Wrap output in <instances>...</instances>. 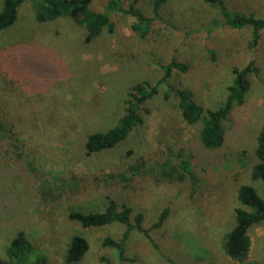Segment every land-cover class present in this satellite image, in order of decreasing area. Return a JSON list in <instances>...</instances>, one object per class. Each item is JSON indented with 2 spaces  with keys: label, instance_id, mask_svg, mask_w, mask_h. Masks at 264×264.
I'll list each match as a JSON object with an SVG mask.
<instances>
[{
  "label": "rangeland",
  "instance_id": "rangeland-1",
  "mask_svg": "<svg viewBox=\"0 0 264 264\" xmlns=\"http://www.w3.org/2000/svg\"><path fill=\"white\" fill-rule=\"evenodd\" d=\"M221 1L228 10L264 18V0ZM105 2L91 0L88 8L103 13ZM137 6L151 15L150 0H140ZM109 20L112 31L103 30L86 44L84 29L74 20L60 17L38 23L26 1L18 7L13 25L0 32L2 120L14 124L12 130L23 139L26 153L39 151L48 158L47 173L37 171L29 177L33 196L22 216L18 190L13 184L8 188L9 171H0V258H6L5 246L21 230L47 264H64L63 250L75 234L88 243L76 264H240L225 255L221 244L233 225L234 209L240 206L238 186L248 183L264 200V188L248 173L264 125V30L256 48L249 51L248 30L215 26L220 24L217 12L200 0H166L145 38L132 31L133 17L110 13ZM172 58L188 67L175 75V81L203 109H213L224 100L233 67L251 59L258 66L243 104L234 106L223 122V146L203 151L200 124L184 123L176 98L172 94L165 98V87L160 86L143 106L141 126L113 149L87 156L86 137L115 124L126 89L136 82L157 81L159 65ZM5 149L0 140V170L6 166ZM184 152H198L188 162L191 180L161 184L157 179L144 185L135 178L123 194L91 188L107 174L131 166L177 168ZM107 195L141 212L144 227L156 222L164 206L159 199L167 198V223L150 232L157 249L133 231L125 243L127 261H119L116 251L102 247L101 240L118 239L121 225L82 228L67 218L69 210L99 208ZM248 235L251 247L243 264H264V221L251 226Z\"/></svg>",
  "mask_w": 264,
  "mask_h": 264
},
{
  "label": "trees",
  "instance_id": "trees-1",
  "mask_svg": "<svg viewBox=\"0 0 264 264\" xmlns=\"http://www.w3.org/2000/svg\"><path fill=\"white\" fill-rule=\"evenodd\" d=\"M26 1L31 4L36 22H51L60 17L72 19L84 29V43L89 44L103 30L112 31L113 24L109 20L110 13L133 17L132 31L139 38H145L153 22L159 18L161 7L166 0H150V16L145 15L138 8L137 5L140 0H106L103 13L89 10L88 6L91 0H1L0 32L13 25L17 18L18 7ZM200 1L217 12L220 24L216 23L215 26L219 25L231 31L248 30L249 39L246 46L249 51L256 48L261 38V32L264 30V18H259L253 13L245 14L228 10L221 0ZM187 68L186 64L172 58L167 63L159 65L161 76L154 83L144 80L130 85L126 89L123 108L115 124L104 131L90 133L83 144L85 154L87 156L96 155L123 143L135 128L142 125L141 112L143 106L145 102L158 94L160 86L165 87L163 92L165 98L170 94L176 98V108L184 123L187 125L200 124L198 138L203 151L220 149L225 142L223 122L227 120L234 106L243 104L245 95L250 88V78L258 74L259 68L253 59L241 67H233L231 69L232 79L226 87L225 98L213 109H203L196 102L192 93L175 81V75L184 73ZM13 74L17 77L19 75V73ZM13 127L14 124L12 126L3 121L0 114V137L3 138L0 140L5 144V152L7 153L6 166L0 171H9L8 188L12 184L16 186V190H18V215L22 216L26 212V206L32 201L31 196H33L29 177L37 171L45 175L48 158L39 151L26 153L23 139L12 130L15 128ZM192 155L197 156L198 152L181 154V164L177 168H163L162 164L161 167L160 164H155L147 170H143L139 166H131L121 173H109L100 179L97 186H91V188L117 190L123 194L126 188L131 189L135 178H138L144 185H148L154 180L156 182L157 179L161 184L179 182L183 179L185 181L188 177L191 180L194 175L188 162ZM253 157L254 163L248 168L250 180L260 182L264 188V125L256 137ZM157 172L158 174H155ZM14 174L18 175V179L13 180ZM159 183L157 182V185ZM141 189L140 187L139 190ZM102 200L103 202L97 209L69 210L67 218L78 223L82 228L104 227L112 224L121 225L123 230L118 239L105 237L101 240L102 247H110L116 251L119 261H127L124 256L125 243L133 231L141 234L157 249V244L150 232L152 229L161 228L167 223L170 215L167 198L165 199L162 195V198L159 199V203L164 206L158 210L159 215L156 222L149 227L142 225L143 214L134 212L128 204H118L115 198L110 195L104 196ZM237 201L240 206L234 209L233 225L224 234L221 245L223 252L229 259L243 264L248 258L251 247L248 229L264 221V200L253 186L245 183L240 184L237 188ZM87 250L86 239L75 234L66 243L62 253V262L64 264H76ZM5 254L6 258H0V264H47L46 257L33 250L26 234L21 230L17 231L5 246Z\"/></svg>",
  "mask_w": 264,
  "mask_h": 264
}]
</instances>
